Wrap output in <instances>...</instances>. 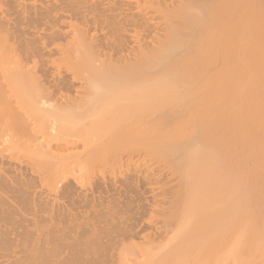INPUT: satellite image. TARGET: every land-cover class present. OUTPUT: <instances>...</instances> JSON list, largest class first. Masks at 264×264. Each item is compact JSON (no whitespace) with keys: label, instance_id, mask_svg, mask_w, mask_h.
Masks as SVG:
<instances>
[{"label":"bare ground","instance_id":"obj_1","mask_svg":"<svg viewBox=\"0 0 264 264\" xmlns=\"http://www.w3.org/2000/svg\"><path fill=\"white\" fill-rule=\"evenodd\" d=\"M0 264H264V0H0Z\"/></svg>","mask_w":264,"mask_h":264},{"label":"rangeland","instance_id":"obj_2","mask_svg":"<svg viewBox=\"0 0 264 264\" xmlns=\"http://www.w3.org/2000/svg\"><path fill=\"white\" fill-rule=\"evenodd\" d=\"M0 253H1V251H0Z\"/></svg>","mask_w":264,"mask_h":264}]
</instances>
